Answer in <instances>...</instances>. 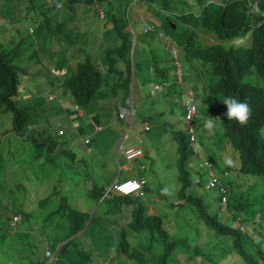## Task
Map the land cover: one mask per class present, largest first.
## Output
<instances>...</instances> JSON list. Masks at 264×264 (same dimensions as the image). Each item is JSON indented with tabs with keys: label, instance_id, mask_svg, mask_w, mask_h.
Segmentation results:
<instances>
[{
	"label": "rangeland",
	"instance_id": "1",
	"mask_svg": "<svg viewBox=\"0 0 264 264\" xmlns=\"http://www.w3.org/2000/svg\"><path fill=\"white\" fill-rule=\"evenodd\" d=\"M186 1L188 2L185 4ZM211 1L219 3L221 0ZM170 2L180 8L188 6L186 9H199L196 0ZM84 3V0L2 1L5 10L0 11V20L1 15L5 17L3 14H6L13 28L11 34L6 36L1 32L10 27L0 22V38L5 45L12 48L16 45L20 48L17 51L19 57L16 58L26 69L25 73H19L21 80L26 83L20 90L24 91L29 85L22 102L38 103V94L30 93L29 89L32 87L37 91H44L49 98L57 94L64 98L61 86L69 78L74 60L71 58L75 55L84 59L90 54L98 63L103 82L96 93L98 100L94 98L86 106L80 107L84 116L70 112L67 118L59 119L69 129L66 147L70 148L69 153L75 152L73 160L69 155L59 154L56 156V163H50V142L39 148L33 140L35 137H46L50 130L55 131L58 116H46L42 112L40 116L37 112L38 116L33 124L35 128L28 126L29 136L26 138L9 131L12 126L11 112L0 114V264H137L135 259H130L118 249L121 231L126 232L130 249L140 254L145 264H158V256L166 246L159 229L153 227L134 231L130 226L139 203H147L144 209L145 218L151 214L160 215L162 229L166 230L170 241H176L166 264H246L237 253L231 236L219 234L207 226L192 204L178 198L179 203L175 201L180 180L178 181L177 146L172 130L180 129L184 125V109H178L172 100H177L176 94H183L181 83L174 80L166 88V92H163L164 89L155 92L151 90L150 68L143 62L142 67L136 69V77L142 87L150 86L149 90L141 91L144 95L136 101V114L138 118L152 122L153 127L142 136L146 138L143 143L145 156L128 161L120 151H116V144L123 132L106 121L109 113L104 109H112L123 97L118 98L119 93L110 88H119L115 86L118 75L107 69L106 51L115 47L120 39L114 30L113 21L108 17L105 19L106 15L100 19L96 9ZM102 4L105 11L109 4L112 9L114 7L118 18L126 22V30H130L132 24L136 34L141 33L134 47L136 62L141 59L144 50L147 53L149 48L158 55L157 59L164 58L169 45L156 31L159 29L165 32V28L161 26V17L156 13L152 2L140 0L138 5L131 6V0H110ZM139 14L151 18L148 23L150 30L146 36L141 32L143 28L137 18ZM135 17L139 21H135ZM30 27L33 32H30ZM199 34L203 42L216 41L211 32L199 29ZM242 43L247 42L243 40ZM54 48L56 53H52ZM180 53L183 54L182 51ZM44 54L50 58L47 60L51 62L50 66L46 63ZM145 57H142V61L147 60ZM115 59L118 60V57L115 56ZM183 63L185 69L186 59H183ZM196 65L193 64L192 67ZM53 73H57L54 74L56 78ZM158 79L159 76L155 78ZM182 79L186 88L194 90L198 109L211 110L210 96L200 89L203 86L201 77L198 76L192 81L184 71ZM246 79L263 85L256 75H247ZM168 91L173 93L171 99L161 97L163 93L168 96ZM178 99L184 101V96ZM165 100L168 106L159 114L163 110L160 103ZM45 102L52 104L46 100ZM52 114L58 115L57 109L52 108ZM95 114L106 116L102 128L104 130L99 134L94 132L97 123L92 117ZM208 116L206 113L203 118L207 119ZM67 124H74L75 128H69ZM200 134L204 137L202 141ZM84 136L91 138L90 143L84 144L81 141L80 137ZM219 136L220 131L217 128L213 137L198 131L197 144L200 149L206 146L207 158L211 160H216L217 149L223 148ZM209 141H215L217 149ZM225 162L230 164L233 175L240 174L239 190L248 197L246 200V197L240 196L233 205L239 207L241 215L256 216L261 213L264 216L261 209L264 206V174H246L227 159ZM187 168L192 178L197 176L189 163ZM215 168L220 172L218 160ZM136 176H145L148 181V201L158 196L160 202L148 203L146 199L139 198L130 203L117 204L116 198L113 199L114 203L103 200L98 205L91 206L93 199L88 197L87 192L93 186L106 191L118 177L123 180ZM198 181V187L193 192L204 200L206 209L221 222L233 226V216L236 214L231 205L229 211L223 210L218 202L219 190L206 189L205 176H198ZM113 195L114 192L111 191L108 196ZM62 197L73 208L88 209L94 214V220L81 235L78 233L65 238L69 225L68 218L62 211L49 216L50 212L59 207ZM45 198L47 200L41 202ZM245 223L246 232L243 234L242 245L255 259L264 262V221L260 225V231H255L250 224ZM261 239L263 245L258 244ZM68 240L70 243L60 249ZM54 249L60 251L57 259L46 254L47 250Z\"/></svg>",
	"mask_w": 264,
	"mask_h": 264
},
{
	"label": "trees",
	"instance_id": "2",
	"mask_svg": "<svg viewBox=\"0 0 264 264\" xmlns=\"http://www.w3.org/2000/svg\"><path fill=\"white\" fill-rule=\"evenodd\" d=\"M2 1L4 0H0L1 9L5 10ZM104 1L108 0H84L88 5ZM149 1L155 2L166 9H175L177 7L173 6L170 0ZM196 1L198 6L202 7L199 17H196L192 13L180 15L188 27H184L185 25L177 21L173 22L167 18L166 20L164 17L169 38L175 44L184 48V53L187 56L185 58L187 68L194 70L195 67L192 66L196 62L201 63L202 67H204L196 78L198 76L201 77L203 86L206 85L208 89H205L203 86L200 89H204V92L210 96L212 103L218 97L231 96L249 104L251 114L247 123L240 125L235 121L223 120L222 132L231 147L237 151L240 158L241 170L246 173L264 174V0H258V13L250 11V0H221L223 2L222 5L215 2L208 3V0ZM183 8L185 7H181V9ZM172 24H175L176 27L173 28ZM178 26L181 27V31L177 29ZM196 28L212 31L220 40L243 36L250 30L252 31V35L249 45L234 47L223 43H202L195 30ZM115 30L117 36L120 38V43L115 48L108 49L106 59L109 71L116 72L118 75L116 84L123 89V93L126 95L132 74V61L129 53L131 33L125 31L124 25L120 24L119 21H115ZM17 51H19L18 46L15 45L13 48L7 46L0 38V114L11 112L12 126L9 131L27 138L29 136L27 132L28 126L31 125L35 128L33 124L37 119V112H39L40 116L42 113H45L44 115L46 116H58L56 126L62 123L59 120L60 117L67 118L69 115L63 110L64 104L67 102L61 98L63 97L62 95L56 96V98H49L44 91H37L35 87L29 90L31 91V95L38 94L36 99L38 103L30 104L29 102L21 101L24 99V95H26L25 91L28 88L24 91L20 90V87L23 84L26 85V83L21 80L19 73H25L26 69L16 58L19 57ZM115 56L123 61L124 67L122 69H119L115 65L117 61ZM154 63L156 66L155 70L161 69L162 72L163 69L157 64L158 62ZM160 64L162 65L163 61ZM170 70L171 68L162 74L168 77ZM252 74L257 75L263 82V85L253 84L246 79V75ZM205 78L208 80L207 83ZM102 82L103 76L98 64L94 62L92 57L87 55L83 61L77 63L73 75L63 83L61 88L65 96L71 97L79 105L86 106L96 97V93L101 87ZM170 83L173 84L174 80H171ZM27 86L29 87V85ZM171 89L173 90V88ZM45 100L52 102V104L46 103ZM52 108L57 109L58 115L52 114ZM102 115L95 114L92 118L98 122L102 118ZM49 133L46 137H35L33 140L39 148L46 142H50L48 149V160L50 163L55 164L56 156L59 154L74 157L75 152L69 153L70 148L66 147L68 142L66 134L58 136L56 131L52 132L51 130ZM174 136L177 141L179 154L177 160L178 178L180 180L179 198H184L185 201L192 204L197 210L198 215L210 228H213L216 232L230 235L234 239L237 251L249 264H258V260L243 248L242 232L233 226L221 222L215 215L211 214L206 209V204L200 196L192 192L187 193L191 186V178L187 168V160L190 154L187 135L184 131L179 130L174 133ZM58 144H61V146L58 147ZM103 192V190H98L95 186L88 190V194L94 201L99 200ZM116 198L117 204L122 202L130 203L135 200L132 197L118 195H114L112 199H105L108 202H115L113 199ZM45 200L47 198L42 199L41 202ZM144 208L145 205L143 203L138 204L134 211V218L130 221V226L134 231L153 227L159 229V233L163 237L166 246L163 253L158 256V264H166L176 241H170L166 231L162 229L160 215L151 214L145 218ZM262 209L264 208L262 207ZM60 211L68 218L69 233L66 237L75 235L83 229L90 217L89 212L71 207L65 197L61 198L59 207L53 213ZM93 220L94 217L92 216L90 223ZM260 225H252V227L255 231H260ZM68 243H70V240L64 243L62 249ZM118 249L130 259H135L137 264H145L144 258L130 249L125 231L121 232Z\"/></svg>",
	"mask_w": 264,
	"mask_h": 264
},
{
	"label": "clouds",
	"instance_id": "3",
	"mask_svg": "<svg viewBox=\"0 0 264 264\" xmlns=\"http://www.w3.org/2000/svg\"><path fill=\"white\" fill-rule=\"evenodd\" d=\"M108 1H110V0H108ZM139 1L140 0H131V6H133V4L138 5ZM146 1H149V0H146ZM105 2H107V1L95 2L92 5H88L86 3H84V4L86 6L88 5L89 7L95 8L96 13L99 14L98 17L100 19H103L106 15L105 19L108 17L110 20H112L114 30H115V21H119L120 24L124 25V30L129 31L131 33L130 34L131 45H130L129 53H130V59L132 61L131 62L132 74H131V82L129 84L128 93L126 95H125V93H123V96H122L123 99L116 103V105H117V106H115V109L117 107L116 113L114 115L109 114L107 117V120H106V121H109V123L111 124L112 127H115L112 124V122L114 120H120L118 122H121L123 124L122 129H121V127H119L120 126L119 124H116L117 125L116 127H118L120 129V131L123 132L121 138L119 139V141L116 144V147H115L116 151H120L121 154L124 156V158L128 161H133L134 159L141 158V157L146 155V151L144 150V147H143V143L146 140V138H142V136L146 135L148 133L147 131H151L153 125H152V122H150L148 119L138 118L137 114H136L137 113L136 101L138 100L136 97V87L138 86V84H140L137 80V77H136V69L142 67V64L144 62V64L147 67L152 68V70H153V74L151 77V82H152L151 90H153L155 92H161L160 90L164 89L163 92H166L168 90L166 88H169L171 85L170 81L175 80V79H176V82H179L182 84V93L183 94H176L177 100L176 101L172 100V101H174L176 103L178 108L180 107V108L184 109V125L180 129H173L172 131H173V135L176 131H179V130H182L186 133L188 144H189V150H190V154H189V158L187 160V163H189V166L195 170V173H197V176H195L194 178H192L190 176L191 186H190L187 193H190V192L194 193L193 190H195L198 187V182H199L198 176H201V175H202V177L205 176L206 177L205 188L206 189L217 188L219 190L218 202L220 203V207L223 210L229 211V207L231 205L232 210L235 212L236 215L233 216V218H234L233 227L237 228L240 232H242V234H244L246 232V223L245 222H247L248 225L250 224L251 227H252V225L253 226H259L260 223L262 221H264V216H262L261 213H257L256 216L241 215L239 207L237 205H233V203H236L237 198H239L240 196L246 197V200L248 199V197L246 195H243V193L239 190L240 185H241L240 174L233 175L230 168H229L230 164L225 162V159H227L231 164L235 165L239 171L244 172L240 168V158H239L237 151L233 147H231L230 143L223 136V132H222L223 120L235 121L236 123H238L240 125L246 124L249 117H250V114H251L250 106L247 102L241 101L235 97H231V96L222 97L221 96V97H218L215 100V102L212 103L211 110L208 111L207 109L206 110L205 109H202V110L198 109V106L196 104V96H195L194 90L191 88H186L183 85V79L182 78H183V72L186 71L187 75L189 73V77L193 79L192 81H194L196 79V76L202 72L204 67H202L201 63L196 62L195 65L197 64L198 66L196 65L194 70H191L187 67L184 69L183 59H185L187 57L184 53L185 50L182 46L175 44L174 41L169 38L168 30H167V24L164 21V17H165V19L167 18L168 20L173 21V22L177 21L178 23L185 25L184 27H188L187 24L180 17V15L192 13L196 17H199L201 15V8L202 7L198 6L199 7L198 10H193L191 8L186 9L188 6H184L185 8H183V9H181L180 7L177 6L174 10V8L166 9L163 6H161L155 2L150 1L156 7V10H155L156 13H158L161 17V26H163L165 28V32H163L159 29H156V31L158 32L159 37H164L165 40L168 42V45H169L168 53H166L164 58L157 59L156 57L158 55L155 52L151 51V48H149L148 52L150 54H148V52L146 53L144 50V52L141 54L142 55L141 59L138 62H136V59L133 55L134 47H135V43L138 39V36H141V33H139L137 35L135 32L136 29H133L132 24L130 25L131 29L126 30L125 29L126 22H124L122 19L118 18V16L116 15V12H114V10H113L114 7H113V9L111 7V4L107 5V8H108L107 11L104 10V6L102 3H105ZM209 2H215V1L208 0V3ZM215 3H218V2H215ZM218 4L222 5L223 2L219 1ZM135 9L139 10L138 8H135ZM176 10H180V11H176ZM0 11H4V10L0 8ZM250 11L252 13H258L259 12L258 0H250ZM3 15H5V17L1 15L2 20H0V22L3 23L5 26H8V28L9 27L10 28L4 32H1V33L2 34L5 33L6 36H9L12 32L13 24H11L9 17L6 14H3ZM137 18L140 19V23L142 24L143 31H141V32L144 33V36H146L147 32L150 30L148 23H149V19L151 20V18L144 16L143 14H139V16ZM137 18L135 17L134 20ZM172 18L175 20H172ZM135 21H139V20H135ZM172 25H173L172 26L173 28L176 27L175 24H172ZM177 29L180 31L182 30L181 27H179V26L177 27ZM199 29L203 30V31H208L205 29L196 28L195 30L197 31L199 38H200ZM30 32H33V28H31V27H30ZM208 32H211V34L216 38V41H214L212 43L211 42H203L202 39L200 38L202 43H210V44L223 43L225 45L234 46V47H239L241 45H245V46L249 45V41H250L251 35H252V31L250 30L247 34H245L243 36H235V37H232V38L227 39V40H220L217 38L215 33H213L212 31H208ZM243 40H246L247 43L241 44V42H243ZM119 43L117 45H119ZM115 47H113V48H115ZM109 49H112V48H109ZM19 50H20V48H19ZM107 51H106V56H107ZM181 51L183 52V54L180 53ZM54 52L55 53L57 52L55 50V48L52 51V53H54ZM86 56H85V58H86ZM88 56L92 57L90 54ZM77 57H79V56L75 55L71 58V59H74L75 61L73 60V64L71 66V73H70L69 77H71L73 75L77 63L80 61H83L85 59V58L84 59L82 58L81 60L78 61V60H76ZM142 57L147 58V60L142 61ZM44 58L46 59L45 60L46 63L50 66L51 62L47 61L50 58H48L46 54H44ZM162 61H163V64L161 65L160 62H162ZM71 62H72V60L69 63H71ZM94 62L96 64H98L96 61H94ZM135 62L137 64L136 67H135ZM154 62H158L157 64L160 67H162V69H163L162 72H161V69L155 70L156 66H155ZM116 66L119 69H122L124 67L123 61L118 58V60L116 61ZM172 66H173V68H172ZM170 68H171V70H170L169 76L165 77L162 73L168 71ZM107 69H108V64H107ZM57 73H53V76H54V74L56 75ZM252 75H255V74H252ZM147 76H148V74H147ZM158 76H159V79L155 80V78ZM54 78H56V77L54 76ZM205 80L207 83L208 80L206 78H205ZM117 81H118V77L116 79V83H117ZM58 82L59 81H57V83ZM136 82H138L137 85H136ZM116 83H115V86L117 87L118 85ZM141 86H142V83L140 84V90L142 91ZM26 87L28 88V86H26ZM203 87H205V89H208L206 87V85H204ZM143 89L149 90L150 86H145V87H143ZM201 91H204V89H201ZM169 93L170 94L168 96L166 93H163V95L161 97L166 95L165 97H163L164 99H167V98L171 99L172 98L171 96L173 95V93H171V92H169ZM140 94H141V97H140V99H141L144 94H142L141 92H140ZM56 96L58 97L59 95L57 94L51 98H56ZM182 96H184V101H180L178 99L179 97H182ZM61 98H63V97H61ZM95 98L97 99V95ZM63 100H66L65 102H67L64 104L63 110H65V112L69 116H70V112H77L79 116H84L82 110L80 109V107H83L82 105H79L76 102H74L71 97L65 96L63 98ZM161 103H162V101H161ZM161 103H160V105H162L163 110L158 112L159 114L165 110V107L168 106L166 100L162 104ZM178 104H179V106H178ZM224 106H225V111L223 112ZM155 113H157V111ZM206 113L210 116V117L208 116L207 119L203 118ZM104 119H106V117H102L98 120V122H96L97 125L95 126V129H94L95 133H98L101 130H103L102 128H103ZM67 126L69 128H75L74 124H67ZM215 128H217L220 131L219 141L222 143L223 148H222V150H218L215 146V141H213V142L209 141V144L212 145L213 148L217 149V151H216V158L217 159L211 160L210 158H207L206 146L204 149L203 148L200 149V147L197 144L198 131L199 132L203 131L207 135L213 137V132L215 131ZM59 129H62L63 132L60 133ZM68 130L69 129H67L66 126L63 125V123H59L55 128L56 134L58 136H63L64 134L67 133L66 135L69 137ZM131 133H133V135H131ZM203 138L204 137L200 134V140L201 141L203 140ZM80 139H81V141L84 142V144H88L91 141V138L89 136L80 137ZM173 140L176 142V146H177L176 139L173 138ZM178 156H179V154H178V146H177V160H178ZM217 160L219 161V164L221 167L220 172L217 171L215 168V163L217 162ZM244 173H246V172H244ZM246 174H257V173H246ZM213 177L216 178L215 184L210 183L211 179ZM128 181H143V184H142V187L139 188V190H137V191H134V189H129L126 191V187L128 185H130L128 183ZM178 181H179V178H178ZM147 184H148V181L146 180L145 176H136V177H131V178L123 179V180L119 179V177H118L114 181L113 185L108 190L103 192V194L99 198V200H97V201L93 200V201H91L90 204H91V206H95V204L98 205L101 201L106 200L105 198L112 199L114 195H118V196H122V197H132L134 199L142 198V199H146V201L148 203H150L152 201L160 202V198L158 196H155L154 198H151L150 201H148L149 193L147 191L148 190ZM111 191L114 192V195L109 197L108 195ZM140 191H142L143 193L141 194ZM177 194H178V192H177ZM87 195H88V197H91L88 194V192H87ZM195 195H197V194H195ZM197 196H200V195H197ZM175 198H176L175 201H177L178 203H179V201L177 200V198L180 201L188 203L187 201H185L184 198H179V196H176ZM242 202L243 201H240V203H242ZM118 204H120V203H118ZM146 207H147V203L145 204V208ZM262 207L264 208L263 205H262ZM262 207H261V209H262ZM80 210L90 213V211H88V209L84 210V208H81ZM262 210L264 211V209H262ZM54 211L50 212L49 215L55 214V213H53ZM56 213H58V212H56ZM92 216L94 217V214L90 213V217H89L88 221L86 222L84 228L78 232V233H80V235L84 231L87 230L88 226L90 225L89 223L91 221ZM247 218L250 219V221H245ZM68 225H69V223H68ZM207 226H209V225H207ZM121 232H123V231H121ZM78 233H76V234H78ZM217 233H219V232H217ZM219 234H223V233H219ZM72 236H74V235H72ZM72 236H70V237H72ZM65 238H69V237L65 236ZM74 238H76V237H73V239ZM63 240H64V238H63ZM232 240L234 243L233 238H232ZM253 242H255V241L253 240ZM258 244L263 245L262 242H258ZM63 245L64 244L61 245L60 249H62ZM234 247L236 249L235 244H234ZM243 248H244V246H243ZM236 251H237V249H236ZM237 253L244 259L246 264H249L238 251H237ZM46 254L57 259L59 254H60V251L59 250L57 251L55 249L53 251L47 250ZM256 260H258V259H256ZM258 264H264V262H260L258 260Z\"/></svg>",
	"mask_w": 264,
	"mask_h": 264
},
{
	"label": "crops",
	"instance_id": "4",
	"mask_svg": "<svg viewBox=\"0 0 264 264\" xmlns=\"http://www.w3.org/2000/svg\"><path fill=\"white\" fill-rule=\"evenodd\" d=\"M81 59H82L81 57H77L76 58V60H78V61L81 60ZM150 74H151V77H152V74H153L152 68H150ZM188 78H190L189 77V73H188ZM137 84H138V82H136V85ZM110 88L113 89V90H116L119 93L118 96H117L118 98H121V96H123V89L122 88H115V87L114 88L110 87ZM142 90H144L143 87H142ZM140 92H141V90H140V84H138V86L136 87V97H137V99H140V97H141ZM98 98H99V96H97V100H98ZM115 106H117L116 103H115V105H113V108L112 109H107L106 108L105 111L108 112L110 115H114L116 113V109H117V107L115 109ZM102 117H106V116L105 115H102ZM118 121H120V120H114L112 122V124L115 127L117 126L116 124H119L120 125L119 127H121V129H122L123 128V124L121 122H118ZM103 130H101L100 132H98V134L101 133Z\"/></svg>",
	"mask_w": 264,
	"mask_h": 264
},
{
	"label": "built area",
	"instance_id": "5",
	"mask_svg": "<svg viewBox=\"0 0 264 264\" xmlns=\"http://www.w3.org/2000/svg\"><path fill=\"white\" fill-rule=\"evenodd\" d=\"M59 132L62 133L63 130H62V129H59ZM128 183H129L130 185H128V186L126 187V191L129 190V189H134V191H137V190H139V188L142 187L143 181H128ZM210 183H211V184H215V183H216V178L213 177V178L211 179V182H210ZM140 193L142 194L143 192L140 191Z\"/></svg>",
	"mask_w": 264,
	"mask_h": 264
}]
</instances>
